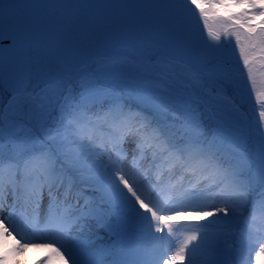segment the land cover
I'll return each instance as SVG.
<instances>
[{"label": "snow or ice", "instance_id": "6c2138e0", "mask_svg": "<svg viewBox=\"0 0 264 264\" xmlns=\"http://www.w3.org/2000/svg\"><path fill=\"white\" fill-rule=\"evenodd\" d=\"M168 5L164 13L174 19L186 11L193 23L203 21L209 49L223 46L222 34L234 37L244 86L250 81L248 91L256 90L249 53L264 52V23H255L264 20V0ZM18 7L6 6L0 27V93L7 97L0 103V264H14L30 248L44 250L35 264H233L234 254L237 264H264V131L252 153L226 141L223 129L210 131L198 104L133 110L113 94L97 116L106 135L96 136L80 126L90 98L85 83L38 79ZM17 49L22 84L5 87V53ZM186 79L194 92L207 88L199 67L190 65Z\"/></svg>", "mask_w": 264, "mask_h": 264}, {"label": "water", "instance_id": "95a60500", "mask_svg": "<svg viewBox=\"0 0 264 264\" xmlns=\"http://www.w3.org/2000/svg\"><path fill=\"white\" fill-rule=\"evenodd\" d=\"M168 2L6 0L0 3V17L5 18L6 6H20L16 9L17 20L29 31L30 41L45 45L64 67L72 70L94 58L109 57L120 47L147 39L172 60L199 67L201 72L218 71L215 67L218 59L223 58L231 46L221 38L222 47L209 49L205 41L214 42L208 40L203 21L193 23L186 11H181L179 18L174 19L164 13ZM51 7L57 14L50 13ZM196 14L198 16V10Z\"/></svg>", "mask_w": 264, "mask_h": 264}, {"label": "trees", "instance_id": "16d2710c", "mask_svg": "<svg viewBox=\"0 0 264 264\" xmlns=\"http://www.w3.org/2000/svg\"><path fill=\"white\" fill-rule=\"evenodd\" d=\"M216 2V0H213ZM225 2H231V0H225ZM210 23V21H209ZM210 25L213 26L212 23ZM157 48V47H156ZM139 55L135 57V63L138 68L145 67V64L142 63L144 60V50H142V46L135 48ZM132 48V51H135ZM158 52H161L160 55L157 52L148 51L147 58L150 63L157 69L159 66L161 67V63L164 64L163 60H166L163 51L159 48ZM254 50H251L249 55L251 57ZM143 54V55H142ZM238 58L236 60L238 66L243 67V59L240 58V54H238ZM165 58V59H163ZM166 62V61H165ZM167 65L171 67L172 63L167 60ZM60 65V64H59ZM183 66L176 64V72L171 76L173 83L172 88L167 91V95L164 97L156 98L155 105L149 104L146 100L141 98L138 93L132 92L128 89L127 86L120 83H91L88 80V75L90 72L96 70L95 62H91L87 64L83 69L71 72L63 69L61 65L58 67H54L55 71H61V73L56 77H71L75 81H79L86 84V92L89 94V100L87 102L86 109H81L83 113V119L81 121V127L86 130H101L100 124L102 121L97 119V116H104L107 108L109 106L108 101L113 94L119 96L121 101L131 107L133 110L140 109H156L158 106L167 102L172 105H178L180 107L185 106H195L199 105L200 112L203 114L204 122L207 128L212 131L216 129H223L221 135H223L226 141H231L241 145L243 148L248 149L252 153H256L259 150V139L257 132L252 134L253 131V121H259V112L262 109L258 107V102L261 99H253L252 93L249 92V97L246 96V91H242L239 87L238 79L239 74L233 72L232 68L228 72V76L212 74L211 79H207V88L198 89L197 92H194L191 87H185L182 83L180 73ZM92 70V71H91ZM223 78L225 83L224 86H220V79ZM215 88L216 91L212 92L211 89ZM245 92V93H244ZM1 94V93H0ZM3 95V94H2ZM264 104V103H262ZM238 111H235V109ZM151 115V112L147 113ZM245 115L246 119L243 117V121H240L241 116ZM236 115L235 119L234 116ZM161 119L163 117L161 116ZM236 125V128H235ZM264 131V127L262 129ZM261 131V132H262ZM260 132V134H261ZM100 134L98 136H101Z\"/></svg>", "mask_w": 264, "mask_h": 264}, {"label": "rangeland", "instance_id": "374dc122", "mask_svg": "<svg viewBox=\"0 0 264 264\" xmlns=\"http://www.w3.org/2000/svg\"><path fill=\"white\" fill-rule=\"evenodd\" d=\"M234 11H240V9L236 8L234 9ZM210 23H212L213 26L216 27V29H221V24L219 22L217 21L214 22L210 20ZM255 23L257 24L264 23V20L258 19ZM2 25L3 23L0 21V27H2ZM213 29L216 30L215 28ZM229 38H230V41L234 42V45H235V38L232 36H229ZM31 44L33 46L34 52H33V56L31 58L30 63L34 67V71L38 79L40 81L55 79L61 73V71L54 70L55 66L58 68L60 66L59 61L57 57L55 56V54L51 50L47 49L44 45H41L35 42H31ZM131 50L130 49L129 50H118L116 51L115 55L109 58L108 60H105L104 62L102 61L97 62L96 63L97 72L93 73V71L91 70L92 72H90V74L88 75V80L92 83H95V82L96 83L97 82L110 83L113 81H118L128 86L129 89L139 90L143 97H145L146 99L151 98L152 101L154 98H158V96L161 97V94L163 95L166 92L165 89L167 87L171 88V82H170L169 76L171 75L174 67H169V68L164 67L163 68L162 71L168 74V77L165 78L163 76L162 71H154L155 72L154 75L150 76L153 71L152 66L150 65L148 68L142 69V71L144 72V75L148 76L149 78H142V76L137 73V68L135 67L134 60L132 59L133 55L136 56L139 54ZM142 50H144L145 56L147 55L148 51L157 52L160 55H162V53L158 52V49L154 45L148 42H143ZM232 52L234 53L233 56L238 58L239 56L238 54H240L239 48L233 46ZM260 52L262 53L260 47L258 46L257 50L254 49L252 56H255L256 54H260ZM223 60L226 61V60H233V59H228V57H225ZM252 66H253L254 75L256 77V90L252 91L251 93H252L253 99L256 100L258 99L257 94H256L257 91L264 92V64L262 60L258 59L253 62ZM230 69H231L230 66H226V68H224L222 71L218 73L211 72L207 74V76H204V77L209 80L212 78V76L210 75L212 74L220 75V73L223 74L222 76L226 77L225 75L227 76L229 75L228 72L230 71ZM238 70L236 71L239 72ZM2 71H3L2 53H0V73H2ZM181 72H184L182 82L186 84L187 83L186 77L188 76V69L183 68ZM4 74H5V85L4 86L6 85L8 86L12 85V86H17V87L21 86L23 75H24V67H23V60L20 56L19 49H17L15 52L5 53ZM246 77H247V71L243 74V77H241V74H239L238 83H239V87L241 88V90L246 91V96L249 97L248 88L251 87V82L250 81L247 82L248 88H246L244 86V78ZM1 95L2 93L0 94V96ZM152 101H149V102H152ZM260 101L264 103V98H262ZM152 103L155 105V102H152ZM262 103L258 102L259 104L258 107H260ZM235 111L239 112V109L237 108V110L235 109ZM235 117L236 115L234 116V119ZM243 117L244 119H246L245 115L242 114L241 116L242 119L240 121H243ZM252 126H253V131L251 133L254 134L257 132L258 133L257 135L259 136L260 132L263 129V127L259 124V121L254 120ZM235 128H236V125H235ZM2 215H6V213H3ZM129 225L135 229L134 224L129 223ZM129 232H132V231H129ZM177 235L180 236V238L183 237L181 231ZM8 239L9 241H11V237H9ZM17 239H19V237H17ZM11 246H12L11 243H9L8 247L11 248ZM37 252H39V254L41 253L40 256H43L44 254L43 249H31L30 248L28 251L20 255H17L14 258V264H30V263L35 264V261H34L35 258L32 260L33 262H29L30 261L29 258L30 256H32L33 254ZM169 264H171V261H169Z\"/></svg>", "mask_w": 264, "mask_h": 264}, {"label": "flooded vegetation", "instance_id": "af4514ba", "mask_svg": "<svg viewBox=\"0 0 264 264\" xmlns=\"http://www.w3.org/2000/svg\"><path fill=\"white\" fill-rule=\"evenodd\" d=\"M3 0H0V2H2ZM0 21L3 23L4 21L2 20V19H0ZM5 25H6V23H5ZM5 47V46H4ZM5 48H7V47H5Z\"/></svg>", "mask_w": 264, "mask_h": 264}]
</instances>
